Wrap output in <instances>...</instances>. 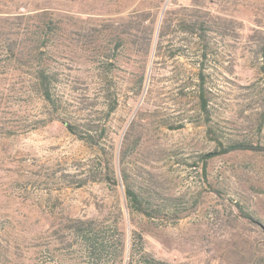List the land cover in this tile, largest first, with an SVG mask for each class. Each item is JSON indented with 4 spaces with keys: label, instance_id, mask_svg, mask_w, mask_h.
<instances>
[{
    "label": "rangeland",
    "instance_id": "1",
    "mask_svg": "<svg viewBox=\"0 0 264 264\" xmlns=\"http://www.w3.org/2000/svg\"><path fill=\"white\" fill-rule=\"evenodd\" d=\"M19 8L121 26L132 50L116 111L99 99V145L50 122L35 85L0 84V264H127L133 247L136 264H264V153L202 162L220 144L264 146V0H0V14ZM124 175L153 217L131 210Z\"/></svg>",
    "mask_w": 264,
    "mask_h": 264
},
{
    "label": "trees",
    "instance_id": "2",
    "mask_svg": "<svg viewBox=\"0 0 264 264\" xmlns=\"http://www.w3.org/2000/svg\"><path fill=\"white\" fill-rule=\"evenodd\" d=\"M203 24L201 29L204 31ZM197 25L194 23V26ZM102 27L99 31V20L77 18L46 8H19L13 13L0 14V84L10 81L8 84L13 90L27 83L35 85L42 102L50 109V122H62L73 135L93 145H99V99L109 114L116 111L119 94L127 90V85L116 80V72L122 53L132 50L128 46V33L121 26L107 24ZM154 32L155 28H152L150 50ZM189 32L194 33L192 30ZM198 36L203 44L199 56L203 64L208 56L209 43L205 34ZM84 74L91 76L90 82L82 83L84 80L80 76ZM25 75L27 80L22 78ZM200 80V98L202 108L206 110L209 101L203 73ZM84 86L87 92L81 93ZM144 88L145 77L142 74L134 94L141 95ZM90 100L92 103H88ZM16 129L13 125L11 130ZM234 151L264 153V146L246 142L228 146L220 144L218 150L202 156L204 171L210 159ZM123 182L131 210L153 217V210L144 194L128 184L127 175H124ZM239 212L243 218H252L241 207ZM97 234L95 232L87 237L92 243L90 250H94L96 245L99 247ZM136 256L138 253L133 247L127 264H136ZM139 258L138 261H144L141 264H160L157 259L145 254Z\"/></svg>",
    "mask_w": 264,
    "mask_h": 264
}]
</instances>
